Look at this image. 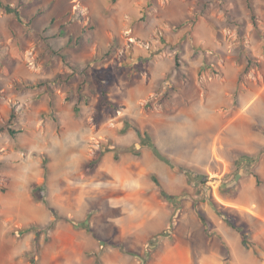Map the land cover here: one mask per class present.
I'll use <instances>...</instances> for the list:
<instances>
[{
	"label": "rangeland",
	"instance_id": "374dc122",
	"mask_svg": "<svg viewBox=\"0 0 264 264\" xmlns=\"http://www.w3.org/2000/svg\"><path fill=\"white\" fill-rule=\"evenodd\" d=\"M1 1L18 15L0 8V264L49 261L65 228L81 235L63 242L82 247V264H157L177 245L191 250L193 264L203 256L264 264V153L255 166L236 161L264 150L255 129L264 130V0ZM85 132L80 144L31 154L33 167L21 172L34 140L47 147ZM111 144L141 154L116 161ZM152 144L207 180L188 183ZM125 166L143 182L129 199L159 210L135 241L120 240L114 220ZM155 178L177 197L173 205ZM177 209L172 235L159 236ZM219 210L252 232L256 248ZM86 219L90 231L72 223Z\"/></svg>",
	"mask_w": 264,
	"mask_h": 264
},
{
	"label": "crops",
	"instance_id": "0c3cea01",
	"mask_svg": "<svg viewBox=\"0 0 264 264\" xmlns=\"http://www.w3.org/2000/svg\"><path fill=\"white\" fill-rule=\"evenodd\" d=\"M32 12L33 13L31 16H35L34 10ZM142 185V180L135 174V172L131 168L125 166V181H120L118 185L120 189L125 192V196H123L121 199L115 200L114 203V206H116V208L114 207V209L120 211L119 215H117L114 220L120 227L119 239L122 241H127L129 239L135 241L137 237H145L148 225L159 213L158 208L150 209L146 208L144 204L141 205V200L131 201L129 199V196L132 195V193L139 194L142 191ZM64 230V239L63 237L62 239L65 242L70 239L69 237H65L69 233L71 235H79V233H77V230L75 231V229L71 230L65 228ZM60 241L61 242L57 243V245L48 247L49 252L53 247L52 254H54V256H51V259L49 258V261L43 260V264H82L83 262H85L83 261L82 247H79L77 249L75 246H71V244H66L62 240ZM46 255L49 254L45 250L43 252V257H46ZM192 257L193 256L191 254V250L188 247L184 245H177L175 247H171L168 251H166L158 259L157 264H193ZM111 264H123V262H114ZM201 264L219 263L211 261L208 256H203Z\"/></svg>",
	"mask_w": 264,
	"mask_h": 264
},
{
	"label": "trees",
	"instance_id": "16d2710c",
	"mask_svg": "<svg viewBox=\"0 0 264 264\" xmlns=\"http://www.w3.org/2000/svg\"><path fill=\"white\" fill-rule=\"evenodd\" d=\"M114 2H117L119 0H113ZM150 7H151V4H149ZM0 8L4 9L7 13L9 14H16L18 15V12L16 11V9L13 7V5H10V4H2V1L0 0ZM250 10L252 12V18H253V21L255 22V25H256V20H257V17H256V14L254 13V9H253V6H251L250 4ZM150 12H153V10H151ZM147 15L148 14H145L143 17H142V21H146L147 19ZM176 67H179L180 66V62H179V56L177 55L176 56ZM248 60H249V64L254 60V58L251 56L250 53H248ZM50 82L49 81H45V82H40L36 85H33L31 83H28V87L29 88H32L34 86H43V85H49ZM256 130L264 133V130L261 129L260 127H255ZM137 133L142 137V138H147L148 135L146 133H141L138 129H136ZM9 132H11L12 135H15L17 132L16 131H13V130H9ZM111 147L109 148L110 151L114 152V158L116 161L120 160L121 156L122 155H125L126 153H133L135 155H140V151H137L131 147H123V146H120V145H117V144H111L110 145ZM152 148L154 150V152L156 153V155L161 158L163 161H165L166 163H168L172 170L177 173V174H184L187 178V182L188 183H192L191 180H193L194 177H204L206 180H207V175H204V174H200L198 171L196 170H193L191 168H187V167H183V166H180L178 165L177 163H175L173 160H171L170 158H168L167 156H163L158 148L156 147L155 144H152ZM264 153V150L259 153L258 156H249V155H241V156H238L237 157V162L240 161V163L242 161H245L247 165L249 166H255L258 162H259V159H260V156ZM95 167V163L94 162H91L90 163V168H94ZM239 169V167H238ZM237 169V171H238ZM251 175H253L256 180L261 183V178H260V175L253 171L251 173ZM205 181V180H204ZM155 182L159 188V191H160V195H161V198L166 201V202H169V204L173 205L174 202H176L175 200L177 199V197H174L172 195H170L162 186V184L159 182V180L157 178H155ZM237 184V183H236ZM224 190V189H223ZM178 210H175V214H173L172 216V220L171 222L169 223V226L168 228L163 231V233L159 236H162V237H170L172 235V221L175 220L177 217H178ZM218 215L220 216V218L226 222L233 230L241 233L242 235V244L247 247V248H256V243L255 241L253 240V234L250 230H245L241 227H238L233 218L228 215L227 213H225L224 211H221L219 210L218 211ZM200 216V219L202 220L203 224L208 227L210 225V223L207 221V219L202 215V214H199ZM73 225L75 227H82V228H85L87 231H90V226H89V219L85 220L84 222L82 223H77L75 221H72ZM53 226L50 225V227ZM33 230H35V233H36V237L38 240V237L40 236L41 234V230L40 229H37L36 227H33L32 228ZM100 245L103 246L104 243L103 242H100ZM31 258L32 259H35L34 261L37 262L38 258L40 257V245L38 243H36L35 245V249L33 251V253L30 254ZM229 264V263H227Z\"/></svg>",
	"mask_w": 264,
	"mask_h": 264
},
{
	"label": "clouds",
	"instance_id": "9594fccd",
	"mask_svg": "<svg viewBox=\"0 0 264 264\" xmlns=\"http://www.w3.org/2000/svg\"><path fill=\"white\" fill-rule=\"evenodd\" d=\"M87 136V132L84 133L83 136L78 135H67L63 138H53L47 147H44L43 143L39 140H34L29 148V156L21 162V172L27 173L33 167V153H39L41 151H45L49 154H52L56 149L63 148L66 145H75L80 144L82 140H85Z\"/></svg>",
	"mask_w": 264,
	"mask_h": 264
}]
</instances>
